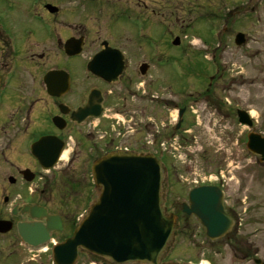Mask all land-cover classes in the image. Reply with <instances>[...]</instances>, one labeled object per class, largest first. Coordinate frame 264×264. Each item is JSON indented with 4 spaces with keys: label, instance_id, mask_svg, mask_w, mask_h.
<instances>
[{
    "label": "flooded vegetation",
    "instance_id": "obj_1",
    "mask_svg": "<svg viewBox=\"0 0 264 264\" xmlns=\"http://www.w3.org/2000/svg\"><path fill=\"white\" fill-rule=\"evenodd\" d=\"M261 10L264 0H0V220L13 224L10 234L21 243L20 224L46 226L25 212L38 207L60 227L49 241L68 239L99 196L93 166L112 152L151 154L172 178L169 155L190 147L186 81L197 69L173 39L186 46L193 20L231 24ZM174 62L183 85L165 68ZM182 204L169 212L177 228L186 227Z\"/></svg>",
    "mask_w": 264,
    "mask_h": 264
},
{
    "label": "rangeland",
    "instance_id": "obj_2",
    "mask_svg": "<svg viewBox=\"0 0 264 264\" xmlns=\"http://www.w3.org/2000/svg\"><path fill=\"white\" fill-rule=\"evenodd\" d=\"M209 7L203 9V13L212 12ZM224 28H228L225 34ZM210 32L216 33L212 40L217 38V43L223 39L219 49L212 53L209 50L216 43L209 48L196 36L206 41L211 39ZM238 32L245 33L248 40L241 48L234 44ZM188 35L186 42L189 44L182 48H191L192 55L206 51L207 59H213L217 72L212 81L210 78L207 81L205 76L210 72L200 74L199 68L205 69L206 65L195 60L197 69L186 81L192 83L187 89V105L193 107L189 112L192 121L190 147L180 150L177 158L169 155L176 167L164 194L165 206L170 212L174 204L186 202L187 191L195 182L211 181L225 191L226 205L236 214L237 224L224 239L210 241L196 219L179 212L186 227L178 228L163 263L256 264L255 261L260 260L264 264V164L248 152L246 137L250 130L240 126L235 116L237 110L250 113L255 121L253 130L264 136V10L250 20L229 25H206L193 20ZM165 68L179 76L173 79L176 85L185 83V77L181 76L182 63L174 62ZM210 81L211 86L208 85ZM173 98L181 103L177 96ZM174 114L176 118L177 112ZM174 183L179 190L178 196L172 194ZM3 198L0 197V204L6 207ZM102 262L89 254H81L77 264ZM0 264H53V257L51 252L25 248L15 234H10L0 237Z\"/></svg>",
    "mask_w": 264,
    "mask_h": 264
},
{
    "label": "water",
    "instance_id": "obj_3",
    "mask_svg": "<svg viewBox=\"0 0 264 264\" xmlns=\"http://www.w3.org/2000/svg\"><path fill=\"white\" fill-rule=\"evenodd\" d=\"M235 43L244 45V35H237ZM93 72L104 77L97 70ZM239 118L241 124L252 127L247 113L240 111ZM247 148L264 162V138L250 134ZM94 176L102 190L99 201L72 237L54 247V264H75L79 250L111 264H161L174 241L176 224L175 217L168 216L163 207L165 173L161 163L153 156L115 153L95 165ZM189 202L191 208L184 207V212L201 222L209 239L219 240L232 230L234 222L225 210L224 194L219 188L195 189ZM26 212L33 218L46 217L49 225H20L19 235L32 247L46 244L52 220L39 208L29 207ZM12 228L11 223L0 221V234Z\"/></svg>",
    "mask_w": 264,
    "mask_h": 264
}]
</instances>
